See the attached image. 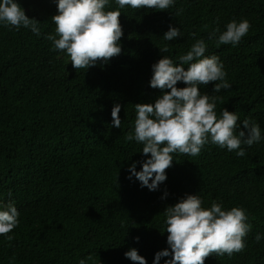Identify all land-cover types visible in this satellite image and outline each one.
<instances>
[{"label":"trees","instance_id":"1","mask_svg":"<svg viewBox=\"0 0 264 264\" xmlns=\"http://www.w3.org/2000/svg\"><path fill=\"white\" fill-rule=\"evenodd\" d=\"M18 3L42 34H54L53 0ZM117 7L113 0L105 10ZM121 12V54L88 70L74 69L44 35L0 26V201H14L20 211L11 239L0 235V264H79L88 256V264H136L124 255L130 248L153 264L168 247L164 211L185 194L200 195L204 207L222 201L226 209L244 208L252 225L242 252L213 253L205 264H264V239H255L264 234V141L242 145L244 157L211 143L196 157L173 154L166 181L149 191L128 179L129 165L146 157L142 143L126 139L135 104L161 95L149 85L152 64L163 55L178 62L197 38L206 41V56L220 57L231 84L219 93L214 82L200 85L218 97L217 114L226 108L238 123L248 118L264 129V0H176L164 11ZM233 19L251 23L238 46L208 40ZM169 25L183 36L164 41ZM115 103L122 105L120 128L111 125Z\"/></svg>","mask_w":264,"mask_h":264},{"label":"clouds","instance_id":"2","mask_svg":"<svg viewBox=\"0 0 264 264\" xmlns=\"http://www.w3.org/2000/svg\"><path fill=\"white\" fill-rule=\"evenodd\" d=\"M53 2L57 7V14L51 17L55 24L54 34H42L41 23L29 18L18 0H0V26L16 31L28 29L37 37L44 35L51 42L52 51L65 53L76 70H88L98 63L107 65L110 58L121 54V9L127 6L164 11L176 4V0H114L118 7L106 11L113 0ZM181 12L179 9L176 15ZM250 27L248 19H233L225 25L224 31L217 28L209 33L208 40H214L217 47H235ZM192 35L196 36L195 33ZM182 36L180 27L169 25L162 38L170 42ZM160 50L162 53L169 51L167 45ZM206 51V41L197 38L186 54L178 57V62L163 55L152 64L149 82L150 87L159 89L161 95L153 103L135 104L133 130L126 139L142 143L141 152L146 159L129 165L128 179L135 177L140 186L149 191L158 190L166 181L165 170L172 167L173 154L196 157L211 143L244 157L246 149L242 145L251 147L264 141V129L259 123L248 118L238 123V114L226 108L218 115L215 111L218 97L201 92L200 85L207 86L209 82H214L213 92L216 93L231 88L220 57L206 56ZM178 82L186 86L178 87ZM121 107L120 103H115L111 109L112 127H121ZM241 124L244 130H241ZM137 164L142 166L139 171ZM167 195L165 191L162 199ZM164 215L168 247L155 253L153 264H159L163 257L169 256L171 259L165 260L164 264H205V259L213 253L231 257L246 248L245 238L252 228L246 209L238 206L226 209L222 201L204 207L198 194H185L175 205L166 207ZM19 223L20 211L14 201H0V235L11 239L8 234ZM255 239L261 241L264 234L257 233ZM135 240L139 242V237ZM124 255L136 264H147L136 248H130ZM91 259V256L81 258L79 264H88Z\"/></svg>","mask_w":264,"mask_h":264}]
</instances>
